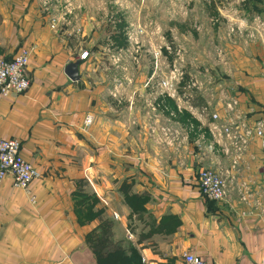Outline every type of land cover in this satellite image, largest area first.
Returning <instances> with one entry per match:
<instances>
[{
    "label": "crops",
    "instance_id": "1",
    "mask_svg": "<svg viewBox=\"0 0 264 264\" xmlns=\"http://www.w3.org/2000/svg\"><path fill=\"white\" fill-rule=\"evenodd\" d=\"M16 1L7 6L0 0V57L28 48L31 85L0 100V138L19 140L39 177L29 193L11 177L0 181V264H98L86 238L103 220L111 223L112 242L137 250L143 264H182L185 252L206 264H264L261 141L255 137L237 151L223 133L234 126L235 134H244L258 124L264 131L262 51L259 60L245 58L252 62L236 70V83L212 105L219 143L212 132L204 140L192 136L169 162L129 139L126 154L108 133L85 126L93 105L85 62L53 39L33 5ZM77 61L80 79L72 81L66 68ZM202 169L226 180L225 201L203 197L197 183ZM247 190L261 205L243 202ZM77 192L96 195L103 215L82 226Z\"/></svg>",
    "mask_w": 264,
    "mask_h": 264
},
{
    "label": "rangeland",
    "instance_id": "2",
    "mask_svg": "<svg viewBox=\"0 0 264 264\" xmlns=\"http://www.w3.org/2000/svg\"><path fill=\"white\" fill-rule=\"evenodd\" d=\"M25 1L53 39L75 56L88 53L85 126L126 154L131 139L170 162L192 136L210 135L212 105L252 62L245 58L264 55V0Z\"/></svg>",
    "mask_w": 264,
    "mask_h": 264
},
{
    "label": "built area",
    "instance_id": "3",
    "mask_svg": "<svg viewBox=\"0 0 264 264\" xmlns=\"http://www.w3.org/2000/svg\"><path fill=\"white\" fill-rule=\"evenodd\" d=\"M31 51L22 49L17 55L11 59L0 57V100L13 96L21 95L30 88V78L28 76L27 67L29 65ZM88 53H84L80 59L86 60ZM213 119L217 120V114H213ZM92 123L91 118L85 120V125ZM210 129V127H209ZM211 132L214 140L221 138V131L216 125L211 126ZM238 130V128H237ZM236 127L231 126L224 128L223 133L226 137H232V146L235 150L241 151L243 147H247L255 137L261 141V147L264 155V131L263 126L258 124L252 130H246L244 134H235ZM212 149V146H211ZM11 177L14 186L29 193L31 183L39 177L35 168L26 161L21 154V142L15 138H0V181ZM198 187L203 197L209 201L222 202L227 199L226 180L218 173L210 169H202L197 177ZM252 195L250 191L242 194V200L245 203L252 204L255 199L256 204L261 205L260 199ZM264 216V209L262 210ZM182 264H206L205 261L197 255L185 252L182 257Z\"/></svg>",
    "mask_w": 264,
    "mask_h": 264
},
{
    "label": "trees",
    "instance_id": "4",
    "mask_svg": "<svg viewBox=\"0 0 264 264\" xmlns=\"http://www.w3.org/2000/svg\"><path fill=\"white\" fill-rule=\"evenodd\" d=\"M122 192L126 195L129 192V186L127 187L125 183L122 184ZM76 197L75 211L82 226L103 215V209H96L99 204L96 195L77 192ZM86 241L93 250L98 264H143L137 250L131 248L129 252V246L112 242L111 223L109 221L102 222L95 231L87 236Z\"/></svg>",
    "mask_w": 264,
    "mask_h": 264
},
{
    "label": "water",
    "instance_id": "5",
    "mask_svg": "<svg viewBox=\"0 0 264 264\" xmlns=\"http://www.w3.org/2000/svg\"><path fill=\"white\" fill-rule=\"evenodd\" d=\"M81 65V61H77L76 63L70 64L66 68V73L70 77L72 81H78L80 79L79 75V66Z\"/></svg>",
    "mask_w": 264,
    "mask_h": 264
}]
</instances>
